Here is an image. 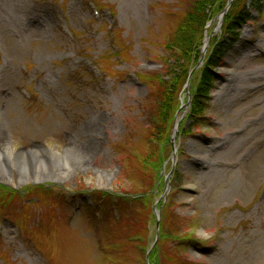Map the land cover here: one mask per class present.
Masks as SVG:
<instances>
[{"label": "rangeland", "instance_id": "374dc122", "mask_svg": "<svg viewBox=\"0 0 264 264\" xmlns=\"http://www.w3.org/2000/svg\"><path fill=\"white\" fill-rule=\"evenodd\" d=\"M186 3L0 0V264H264V0L246 1L235 45L224 20L205 29L151 206H110L146 188L128 158L149 151L141 77L165 66ZM215 39L230 48L198 125L191 92ZM96 192L112 193L104 208Z\"/></svg>", "mask_w": 264, "mask_h": 264}, {"label": "trees", "instance_id": "16d2710c", "mask_svg": "<svg viewBox=\"0 0 264 264\" xmlns=\"http://www.w3.org/2000/svg\"><path fill=\"white\" fill-rule=\"evenodd\" d=\"M186 7L182 12L176 29L171 32L164 45V51L167 54L165 66L158 73H152L141 77L155 96V101L149 106L150 121L148 123V149L144 155L130 154L129 159H135L141 163L143 179L146 188L133 195L134 201L131 203L127 199L129 195L118 196V203L111 202L110 206L123 209L135 202L136 207L142 208L141 204L151 206L150 202L154 197V191L162 172V166L165 162L166 146L170 143L172 125L178 112L179 97L185 87L190 71L197 65L200 57V46L203 42V33L210 20L218 16L225 8L229 0H185ZM247 0H234L232 6L224 17L222 27L223 38L227 43L237 44L240 39L239 27L248 20L246 11ZM229 45L224 46L221 41L216 39L211 42L209 53L200 73L197 83L193 85L191 92L194 104L189 118L198 125L207 118L201 115V106L205 104L204 99L210 87L216 81L214 69L221 66L225 53ZM167 61H170L167 63ZM196 75V74H195ZM199 112V113H198ZM198 113V114H197ZM181 132L184 131V123L180 125ZM127 158V159H128ZM178 173H175L177 176ZM175 178V177H174ZM175 181V179H174ZM112 193L96 192L90 194V198L95 201L97 206H107V199H112ZM108 197V198H107ZM143 223H140V231ZM147 231V229H146ZM166 236L161 233L160 240ZM136 239V238H135ZM145 239L141 237L136 243L140 248L145 249ZM144 251V250H143ZM146 251V250H145ZM145 253V252H144ZM143 253V254H144ZM157 251H154V256Z\"/></svg>", "mask_w": 264, "mask_h": 264}, {"label": "water", "instance_id": "95a60500", "mask_svg": "<svg viewBox=\"0 0 264 264\" xmlns=\"http://www.w3.org/2000/svg\"><path fill=\"white\" fill-rule=\"evenodd\" d=\"M233 1H234V0H230V2L227 4L225 10H224V11H223V12L217 17V20H218V26L222 23V19H223V17L225 16V14L228 12V10H229V8L231 7ZM207 45H208V42L205 41V42H204V45H203V47H202V57H201V59H200L199 65L196 66V67L192 70V72L190 73L189 78H188V82H187L185 88H188V87H189V80H190V78H191L193 72H194L196 69H198V68L200 67V64H201V62H202V60H203V58H204V54H205L206 49H207ZM179 124H180V119H176V120H175V123H174V126H173L172 135H171V138H170V141H171L172 146H175L176 135H177V133H178V127H179ZM174 153H175V150H174ZM28 158H29V161H30L31 166L33 167V173H32V174H33V176H35V175H34V172H35V171H34V167H36L38 161H37V159L34 157V155H33L32 153H29V154H28ZM172 159H174V157H172ZM173 162H174V161H173ZM173 167H174V163H173ZM172 173H173V168H172V170L169 172V174L167 175V177H166V181L169 179V177L172 175ZM43 176H44V175H43ZM168 190H169V186L167 185V186H166V190H165V192H167ZM157 204H158V202H156V204H155V210H154V211H155V214L157 215V227H158V226H159V213H160V212H159V210H157ZM158 234H159V232L157 231V237H156L155 242H156L157 239H158ZM149 254H150V252L147 253V264H149V261H148Z\"/></svg>", "mask_w": 264, "mask_h": 264}, {"label": "bare ground", "instance_id": "6f19581e", "mask_svg": "<svg viewBox=\"0 0 264 264\" xmlns=\"http://www.w3.org/2000/svg\"><path fill=\"white\" fill-rule=\"evenodd\" d=\"M39 163H37L36 167H34V177L35 179H41V176H43L42 172L38 169ZM3 173L0 171V180L4 179Z\"/></svg>", "mask_w": 264, "mask_h": 264}]
</instances>
